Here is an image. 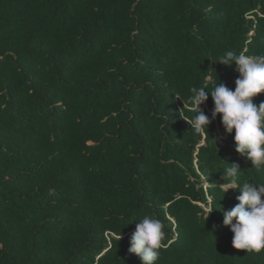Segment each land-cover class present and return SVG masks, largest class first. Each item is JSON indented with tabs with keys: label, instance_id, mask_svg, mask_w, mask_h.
<instances>
[{
	"label": "trees",
	"instance_id": "16d2710c",
	"mask_svg": "<svg viewBox=\"0 0 264 264\" xmlns=\"http://www.w3.org/2000/svg\"><path fill=\"white\" fill-rule=\"evenodd\" d=\"M228 50L264 55V0H0V264H141L145 215L164 224L156 264H264L232 247L220 171L264 170L219 114L206 139L180 117L209 69L234 90Z\"/></svg>",
	"mask_w": 264,
	"mask_h": 264
},
{
	"label": "clouds",
	"instance_id": "9594fccd",
	"mask_svg": "<svg viewBox=\"0 0 264 264\" xmlns=\"http://www.w3.org/2000/svg\"><path fill=\"white\" fill-rule=\"evenodd\" d=\"M231 67L238 73L234 90L219 82L214 69H209L210 90L206 87H193L187 105L195 113L191 119L180 116L191 125L195 134L208 138L207 126L220 115L221 124L226 133H233L235 151L251 162L252 167L264 170V102L253 103V97L264 93V55L249 56L244 52L232 50L225 52L215 63ZM211 96L213 110L211 118L204 114L201 105ZM178 97V96H177ZM215 143V138H212ZM224 161V160H223ZM221 171L223 194L229 189L237 190L238 203L230 210L223 212V225L233 233L232 247L246 252L259 253L264 249V184H253L241 180L243 172L235 163L224 161ZM226 181V183H225ZM205 186H210L203 177ZM218 201L208 196L202 205L204 219L213 210ZM163 222L152 215H145L136 223L132 233L128 252L135 254L141 264H156L165 240ZM120 239V236H119Z\"/></svg>",
	"mask_w": 264,
	"mask_h": 264
}]
</instances>
